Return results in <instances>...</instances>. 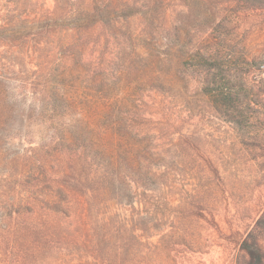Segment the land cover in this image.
Masks as SVG:
<instances>
[{
  "label": "rangeland",
  "instance_id": "1",
  "mask_svg": "<svg viewBox=\"0 0 264 264\" xmlns=\"http://www.w3.org/2000/svg\"><path fill=\"white\" fill-rule=\"evenodd\" d=\"M37 43L85 64L54 98L88 84L93 127L39 115ZM244 240L264 253V0H0V264H248Z\"/></svg>",
  "mask_w": 264,
  "mask_h": 264
},
{
  "label": "trees",
  "instance_id": "2",
  "mask_svg": "<svg viewBox=\"0 0 264 264\" xmlns=\"http://www.w3.org/2000/svg\"><path fill=\"white\" fill-rule=\"evenodd\" d=\"M47 46L41 47L39 43L35 45L34 51L38 54V65L36 70L33 71V77L27 78V84L31 81V87H32V95L35 98L36 101L41 102L43 106L40 107L39 115L42 117L46 113H44V105H53L55 104V108L53 109L54 112H62L67 107H78L81 109V113L83 112L88 113L87 117L85 118L86 122H83L80 119L78 121L79 124L87 125L90 124V126L95 123L93 115L99 113L101 111L100 106L103 107V105H99L92 113L89 110L88 107V101H91L94 98V89H92L88 84H78L75 85L74 91L75 94L71 96L72 98H68L63 104V106L59 105L57 108V105L60 104L58 101L56 102V99L54 96L56 95V92L59 88H62V86L66 85V82L71 81L70 88L72 85H74L78 80L81 79L82 73L85 67V64L81 61L77 62L74 66H72V71L69 72L62 68V65L55 64L54 67H51L53 60L50 59V54L47 53ZM74 57V55H73ZM11 59V58H10ZM159 58L155 57L148 65L147 69L149 70H159L164 71V66L169 61L167 60H158ZM13 61V60H12ZM163 68V69H161ZM21 80H24L25 77L19 76ZM24 82V81H23ZM80 88V89H79ZM216 93V96H213L214 99H227V96L230 95V90H223ZM216 99V101H217ZM72 109V108H71ZM214 111H217L223 115L228 114L229 110L228 108L222 107V108H215L212 107ZM93 127V126H91ZM93 131V129H91ZM98 133V132H97ZM99 134V133H98ZM107 139L108 138H99L96 143V148H101L106 152V146H107ZM262 219L260 218L256 225L257 227L261 224ZM251 235V234H250ZM247 240H244L241 247L246 252L248 256V264H264V253L261 251H258L253 248H248L246 246Z\"/></svg>",
  "mask_w": 264,
  "mask_h": 264
}]
</instances>
